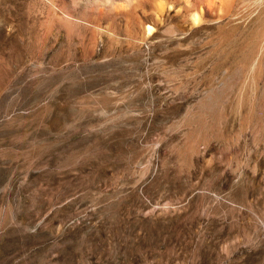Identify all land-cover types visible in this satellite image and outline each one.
<instances>
[{
  "label": "rangeland",
  "instance_id": "374dc122",
  "mask_svg": "<svg viewBox=\"0 0 264 264\" xmlns=\"http://www.w3.org/2000/svg\"><path fill=\"white\" fill-rule=\"evenodd\" d=\"M95 1L0 0V264H264V6Z\"/></svg>",
  "mask_w": 264,
  "mask_h": 264
},
{
  "label": "bare ground",
  "instance_id": "6f19581e",
  "mask_svg": "<svg viewBox=\"0 0 264 264\" xmlns=\"http://www.w3.org/2000/svg\"><path fill=\"white\" fill-rule=\"evenodd\" d=\"M140 1L141 0H138L137 7L139 6ZM194 2L203 4L207 12L212 16L214 15L219 16L220 11L226 8L224 16L229 18L230 20L234 18H237V19L241 17L243 18V16L249 15L258 6H264V0H186V4L189 6L192 5ZM131 5L132 3L128 2V0L125 1V4H116V3L109 4L108 0H96L92 4V8L94 11L99 12V14L102 13V14L112 15L113 13H116L118 9L123 8V7L126 9L127 7ZM156 6L157 7L154 9V12L151 15L140 18L141 19L140 24L142 27V31H144V33L146 34L147 33L152 34L155 31V26L159 25V23L163 21L162 17L165 11L164 10L165 4H163V2L161 1V2H157ZM171 8H172V5H170V10ZM203 18L204 16H202L200 12V8L197 5L194 11L190 13L189 19L192 22V24L195 26V25H199L201 22L203 23V20H204ZM255 52H256V59L252 67L254 68V71L255 69L259 71L258 72L259 74L256 77V80L258 81V83L264 82V36H262V38L260 39ZM204 103H205L204 101L203 102L201 101V108H204L205 106ZM199 114H200V111L196 112L195 117H197ZM198 119L200 120L199 123L203 125L204 124L203 115H200ZM200 138L201 137H197V138H192L190 140L189 147L191 148V150H194L195 147L198 146L200 142Z\"/></svg>",
  "mask_w": 264,
  "mask_h": 264
}]
</instances>
